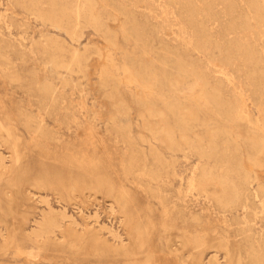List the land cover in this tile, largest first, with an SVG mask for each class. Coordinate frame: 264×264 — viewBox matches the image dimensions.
I'll return each instance as SVG.
<instances>
[{
  "label": "bare ground",
  "instance_id": "bare-ground-1",
  "mask_svg": "<svg viewBox=\"0 0 264 264\" xmlns=\"http://www.w3.org/2000/svg\"><path fill=\"white\" fill-rule=\"evenodd\" d=\"M167 1L169 3L176 2V0ZM200 1L202 3L197 5H201L196 6V8L193 6L195 4L192 5L193 7L190 5V0H186L187 3L184 6L185 23L192 28L194 35L192 51L201 54L203 50L209 47L211 51L221 54L227 65L233 66L236 62L240 63L244 77L250 86L254 90H264L262 88L264 87V43L260 45L259 50H256L252 41L245 39L238 41L234 39V35L231 40L225 41V43L221 39L212 41V38L203 29L207 25L203 27V20H200L201 16H204L203 18L209 17L208 20L214 19L208 13L210 5L216 1L223 6V14L230 18V15L235 12V1ZM239 1L242 2V5L243 3L246 4L248 16L241 17L242 19L238 17L237 22L228 19L230 20L226 24L228 31H239L246 38L253 31L252 26L264 30V0ZM108 2V0H73V2L47 0L48 6L45 10L37 9L33 13L42 24L48 23L55 30L63 31L71 37L73 42L77 43L75 40V27L77 25L83 23L99 30L104 26V20L112 19L115 21L117 19L121 7L117 5L112 7V5H108ZM97 6L100 9H97ZM108 7H110L109 10H107ZM218 10L220 9L218 8ZM241 10H244V7ZM238 12L241 13L239 10ZM244 13L246 12L244 11ZM239 15L241 16V14L237 16ZM131 16L128 15L126 24H119L117 21V29L112 31L113 34H110L111 32L105 33V29L103 30L104 49L106 51L116 45L118 37L125 40L124 43L127 41L128 45L131 43L137 46L139 43L142 45L146 32L144 33L141 27L139 29V26H136L138 19H133ZM134 20L136 21L134 22ZM50 40L45 44L43 41L42 44L37 45L38 53L40 52V56L43 54L41 63L48 67L49 72L48 77L44 74L42 77L37 76L35 82L28 87V90L35 92V99L37 100L24 106L11 107L9 113L5 111L7 114L3 113L6 108L4 110L0 108V259L7 262L23 257L26 264L38 261L40 253L42 254V252L58 245V243L52 242L51 237L63 230L61 228L62 221L69 218L65 215L64 210H53L49 205V200L46 199L47 197L41 196L37 203L38 205L43 204L45 209H38V220L20 212V209L25 206V200L33 197L30 188L38 190L43 188L42 172L46 169V160L55 158L41 153L36 156L24 154L21 145L26 144L25 141L30 142V144L33 143V145H42L48 149L55 144L60 146V150H67L74 154H71L70 159L66 162L71 166L74 163L82 171V174L77 178L78 180L67 187L53 190L57 200H61L63 195L71 197L75 192L90 187L94 193H99L98 190L105 193L106 198L111 202L109 207L111 213L114 212L113 206L119 208L128 239L126 245L121 244L118 248L125 264H202L201 255L207 244L209 234L218 235L217 244L224 255L228 257L231 251L229 239L226 236L228 237L232 226H227L225 222L221 220L216 222L219 226L209 233L202 228L200 229L198 218H193L194 224L197 226L193 230L179 211L175 212L171 218L172 212L168 213L163 208L161 218L156 221L150 215L149 204L143 202L138 207H135L134 204L140 193L155 194L151 187L144 188L142 180L159 183L175 177L178 155L193 152L199 159L208 161L212 157L218 159V163L198 166L194 186L198 190L208 187L210 199L224 214L244 210L246 214L244 221L246 222L241 225L250 223L252 209L256 201L264 202V171H257L264 165L262 164V160H264V130L256 129L254 132V129L247 123L246 125L255 134L250 131H242L238 125L235 127L236 122L238 124L244 123L247 119L246 116L241 117L235 114L230 100L223 92L222 80L221 83L218 81L213 85L207 84L202 79L205 76L198 71V64L183 60L180 52L174 51L176 54L170 55L171 50L163 51L166 53L162 58L159 55L162 61L158 62L162 65V73L155 72L152 69L153 62L150 61L151 63L147 65L145 61V63L142 61L146 50L149 49H146L148 40L147 42L144 41L146 43V45L144 43L145 48L143 45L139 47L141 49L139 60L134 57V61L138 60V63L131 62L134 54L120 52L122 53V64L119 67L110 61L107 65L103 64L98 70L100 87L109 84H106L107 81H111L109 97H112L119 87H132L134 91L128 97H130L131 105L138 111L136 118H131L130 107L128 108V105L121 100L116 102L110 108V116L103 121L106 135H102L97 128L95 118L93 119L92 108L87 107L83 102L81 104L60 102L64 92L57 88L58 84L62 88L68 86L72 79L70 78L72 73L80 71L81 62L86 57L85 51L82 53L74 47L71 49L68 58L65 59L62 55L64 53L62 42L55 39ZM149 44V50L152 51L151 43ZM160 47L158 46V48ZM16 54L20 60L26 58L24 54L19 52ZM151 54L156 55L157 53ZM152 58L154 57L152 56ZM0 59L4 61L3 67H0V75L11 84L19 85L22 83L24 78L14 70L12 59L6 54H0ZM42 67L44 66L42 65ZM61 69L64 70L65 76L61 74ZM114 74L120 76L114 78ZM187 80L191 81V85L188 83L189 88L179 91V87H182L181 85ZM188 84L186 85L188 86ZM196 88L199 91L194 94ZM156 102H159L160 106L157 107ZM47 118L51 121L50 124L47 123ZM194 125L203 126L205 135L195 137L190 141L189 132ZM221 137H225V140L218 144ZM203 139L207 141H205L206 144ZM106 141L111 142L113 147L121 145L126 151L125 154H115L121 175L114 172L115 177H113L109 171L105 173L100 171L102 169L98 164L101 161L88 162L86 167L82 165L88 160L86 157L88 148L94 146L95 143L102 145ZM239 141L241 143L238 144ZM240 144L244 145L246 149L248 161L245 163L246 165L241 163V165H235L236 160V163L233 164L234 154ZM219 145L221 149H219ZM76 148L79 149L75 150ZM102 149L106 158H111V153L106 151V148ZM108 163L107 165H110L109 160ZM56 177V174L51 176L53 180H56ZM127 184H130L133 190L128 188ZM6 199L9 200V204L5 201ZM94 217L96 218V213H94L93 219ZM30 223L32 224L31 229L27 230V225ZM75 224L77 223L75 222ZM235 225L239 226L240 224L235 221ZM218 228L221 230L227 228L228 231L223 229L222 234H219ZM245 228L240 227L237 231L243 236L245 258L238 255L231 264H264V241L255 240L250 233V227L248 230ZM81 239L83 236L79 240ZM160 240H164L168 251L165 260L160 257L162 253L158 246ZM25 242L31 244L33 250L27 251L22 246V243ZM69 245L73 248L79 247L77 239L71 240ZM43 259L46 261V255Z\"/></svg>",
  "mask_w": 264,
  "mask_h": 264
},
{
  "label": "rangeland",
  "instance_id": "rangeland-1",
  "mask_svg": "<svg viewBox=\"0 0 264 264\" xmlns=\"http://www.w3.org/2000/svg\"><path fill=\"white\" fill-rule=\"evenodd\" d=\"M68 1L73 2V0ZM108 1V5H112V7L115 5L121 7L118 14V16L120 15L119 18L117 16L118 20L116 19L113 21L112 19L105 18L106 20L103 22L104 26L99 28V30L98 28L95 30L93 27L83 23L77 25L76 27L79 28L75 27V40L77 41V43H75V41L73 42L71 37L63 33V31L55 30L48 23L42 24L38 19L35 18L34 13L37 9L45 10L47 8V0H0V54L8 55L12 59L14 64L13 66L15 68L14 70L19 76L24 78L22 83L18 85L9 83L4 77L0 75V108H3V110L6 108V110L3 111L4 114H7L6 112L9 113L11 107L24 106L37 100L35 99V92L33 90H28V87L31 83L35 82L37 76L42 77V74H44L48 77L49 74L48 67L41 63V60H43V54L40 56L37 45L42 44L43 41V44H45L48 41H51L50 39H55L62 42L64 47V53L62 55L65 57V59L68 58L71 49L74 47L78 48L80 52L82 51V53L85 51L84 53L86 54L85 60L81 62L82 68L80 71H75L77 74L74 72L70 76V78H72L70 80L71 85L69 84L70 86H66L67 88H62L60 84L57 85V88L60 89V91L63 90L61 92H64L63 96L61 95L60 102L70 104H81L83 102L87 107H91L93 110V119L95 118L94 120L96 121L97 128L100 130L102 135H106L103 121L105 118L110 116V108L113 104L121 100L126 105H128V108L130 107L129 110L131 109L129 111L131 118H136V113H138V111L134 108V106L131 105L130 97H128L131 96L134 91L132 87H119L112 97H109L111 92V81H107L106 84H109L104 85L106 87L109 85V88H105L104 86L100 87L98 70L103 64L107 65L110 61L112 64L119 67L122 64V53L120 52L134 54L132 55L133 59L131 62H135L134 57H137L139 60V55L141 54V49L139 47L143 45L145 48V42L149 40L147 44L148 47L146 45V49H150L149 43H151L152 51L145 49L146 53L142 57V61H145L146 63H144L147 65L148 63L153 62L152 69L155 70V72L159 74L162 73V65L158 64V62L160 63L161 60L159 55L162 58L167 50H173L172 52L170 51V55L176 54L174 51L180 52L182 54L181 56L183 60L187 62L192 61L193 63L198 64V71L200 74L205 76L202 79L207 84L213 85L218 81L221 83L222 80L223 83H221V85H223V92L230 100L235 114L241 117L246 116L247 119L244 123L238 124V122H236L235 127L238 125L242 131H250L252 134L256 129L264 130V90H254L250 86L244 77L241 64L236 62L233 66L227 65L223 60L222 55L217 54L216 51H211L209 47L203 50L201 54L197 52L194 53L192 51L194 43L193 30L185 23L186 20H184L186 19L184 7L187 3L186 0H176V2L170 3L167 0ZM191 1L192 0H190V5L192 6L195 4L193 5L194 8L201 5L197 4L202 3L200 0H193V2ZM232 1H235V12L232 13L233 15H230V18L223 14V6L219 2L216 1L217 4H214L216 2L212 3V5H210L211 7L209 8L208 14H210L214 19L208 20L209 17H205V21V18H203L204 16H201L200 20H203V27H206L207 25L206 28H202L204 31L206 30L205 33H207V35L212 38V41L214 39H221L225 43V41L227 42L228 40H231L234 35V39L238 41L244 39L246 41H252L256 50H259L260 45L264 43V30L252 26L253 31L250 32L246 38H244V35H242L239 31H228V27L226 25L227 22L230 21L228 19L237 22V19H242L248 16V10L245 3L242 5V2L239 0ZM239 2L240 4H238ZM177 3L179 4L177 5ZM242 6L244 7V10H241L243 9ZM109 8L110 7H108L107 10H109ZM218 8L220 10H218ZM97 9H100V7L97 6ZM238 10L241 11V13L238 12ZM244 11L246 13H244ZM235 13L241 14V16H237L238 14ZM128 15L133 17V19H138H136L137 21L134 20V22L136 21L137 24H135L136 26H139V29L141 27V30H144V33L146 32V37L144 39L145 42L143 41L141 43L142 45L137 43L138 46L131 43L132 46L130 44L129 46L127 41L124 43L125 40L118 37L116 40V45L106 51L104 49L105 40L102 34L103 30H106H104L105 33L111 32L110 34H113L114 32L112 31L117 29L118 23L126 24L125 21L128 19ZM123 16H125V20L123 19ZM153 25H156V27ZM154 28H156V31ZM226 31L228 34H225ZM222 35L226 37H223ZM102 37L104 41L102 40ZM157 45L159 47L161 46V49L165 48L166 50L162 49L161 51ZM153 47L155 48L153 49ZM123 49L125 50L122 51ZM16 52L24 54L26 58H24V60H20ZM151 53H157V56ZM152 56L154 58H152ZM138 60H136L134 64L138 63ZM3 62V59H0V67H3ZM42 65L45 68L42 67ZM61 70V74L65 76L64 70ZM118 76L120 75L114 74V78H117ZM188 81L189 80L181 85L185 88L182 89V87H179V91H184L185 89L187 90L189 88L191 81ZM186 84H188V86ZM198 91V88L194 89V94ZM63 97L65 98L63 99ZM158 103L159 102L155 103L157 107L160 106ZM46 120L48 124L51 123L48 118ZM246 123L249 124L252 129H254V132L251 131L250 127H248ZM194 126L189 132L190 141H192L195 137L198 138L205 135L204 129H202L203 126ZM64 138L66 139V137ZM219 140L220 141H218V144H221V141L223 142L225 137H221ZM230 140L231 139L229 138V141ZM205 141L206 140L203 139V142L206 144L207 141ZM25 143L26 144L21 145L23 146L22 150L24 154L36 156L37 154L41 153L44 155H49L51 158L54 156L56 159L53 157V160L50 158L46 160V169L44 172H42L43 188L39 190L32 187L30 188V193L33 195V197H30L29 200H25V206L20 209V212L26 213L32 216V218L38 220V209H45L43 204L38 205L37 203L39 197L41 196L45 198L47 197L46 199L49 200V205L53 210H64L65 215L69 217L62 221L61 228L63 230L58 231L54 237H51L52 242H55L56 244L58 243V245L56 247H52L46 252H42V254L40 253L38 261L31 262L30 264H125V260L118 251V248L121 246V244L126 245L128 243V239L123 219L119 214V208L117 206H113L114 212L111 213L109 211L111 202L108 198H106L105 193L102 190H98L99 193H94L90 187L86 188V190H80L81 192H75L73 195L75 196L74 198L73 196L70 197L63 195L61 200H57L53 190L56 188L59 189L61 187H67L75 180H78L77 178H79V176L82 174V171H80V169H78L74 163L71 166L66 162V160L70 159L71 154L73 153H69L67 150H60V146L55 144L48 149L42 145H33V143L30 144L28 141H25ZM239 143L241 142L239 141L238 144ZM98 145L99 144L95 143V147L92 145L88 148V153L86 154L88 160H86L82 165L86 167L88 162L101 161V163L99 162L98 164L102 169L100 171L104 173L109 171L113 177H115L114 172H117L118 175H121V171L119 170L118 166L119 163L115 154H125L126 151H124L123 147L121 145L113 147L111 146L112 143L109 141H106L102 144L104 147L101 144L99 146ZM219 147V149H221L220 145ZM102 148H106L105 150L111 153V158H106ZM78 149L79 148H76L75 150ZM76 157L80 158L79 156ZM198 159L199 158L193 152H187L184 155L180 154L177 157V163L175 165V177L168 180H163L159 183H151L147 180H142V185L144 188L151 187L155 194L150 195L148 193H140L137 196V201L135 202L134 206L138 207L143 202L149 204L150 215L156 221L161 218L163 208H165L168 213L172 212L171 218L175 215V212L179 211L182 215H184L187 224L193 230H195L197 227L196 224H194L193 218H198L200 222V229L202 228L209 233L211 230L219 226L216 224V222L219 220L225 222L227 226H232L230 227L228 237L226 236V238L229 239V248L231 251L228 257L224 255L222 249H220L219 245L217 244L218 235L213 234H209L207 244L201 255L202 264H231L238 255H241L243 258H245V243L243 241V236L240 234V232H237L240 227H246L245 230H248V227H250V233L252 234L253 238L255 240L264 241V202L256 201V204L252 209L250 223L241 225L242 223L246 222L244 221L246 216L244 210H238L235 213L224 214L210 199L207 190L209 189L208 187L198 190L194 186V178L197 175L198 166L202 164L211 165L218 163V159L216 157L214 159L212 157L209 161L206 159H199L201 160L199 161ZM108 160L110 161V165H107L109 164ZM239 160L240 162H238ZM233 161V164L236 163L235 165H246L245 163L248 161L244 145H238ZM262 164H264V160H262ZM79 165L82 167L81 164ZM257 171H264V165H262V167ZM53 174L57 175L56 180L51 178ZM127 187L133 190V187L130 184H127ZM5 201L8 204L10 203L7 199ZM94 213H96V218L94 217L93 219ZM89 216L91 217L90 219L88 218ZM235 221L240 225H235ZM75 222L77 224H75ZM31 226V223L28 224L27 230L31 229ZM223 229L227 228H222V230ZM222 230L218 228L217 231L219 234H222ZM110 233L114 234L111 235ZM63 236L64 239H62ZM82 236L83 239L79 240L82 238ZM155 238L157 239V236ZM73 239H77L79 243L78 248H73L72 246L70 247L69 243ZM22 246L27 251L33 250V246L27 242L22 243ZM158 246L162 252L160 257L162 260H165L168 256V251L166 250L164 240H160ZM44 255H46V261L43 259ZM9 261L6 262L0 259V264H26L23 257Z\"/></svg>",
  "mask_w": 264,
  "mask_h": 264
}]
</instances>
